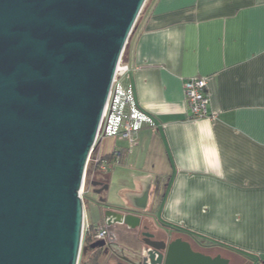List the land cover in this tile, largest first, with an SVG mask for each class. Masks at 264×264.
Instances as JSON below:
<instances>
[{"label":"crops","instance_id":"1","mask_svg":"<svg viewBox=\"0 0 264 264\" xmlns=\"http://www.w3.org/2000/svg\"><path fill=\"white\" fill-rule=\"evenodd\" d=\"M123 62L156 129L144 126L132 146L119 140L122 163L98 143L106 171L122 167L112 174L129 200L101 205L151 214L160 236L210 258L264 264V0H148ZM192 77L206 78L214 119H190L183 83ZM105 172L90 174L85 200L109 188Z\"/></svg>","mask_w":264,"mask_h":264},{"label":"water","instance_id":"2","mask_svg":"<svg viewBox=\"0 0 264 264\" xmlns=\"http://www.w3.org/2000/svg\"><path fill=\"white\" fill-rule=\"evenodd\" d=\"M146 1L0 0V264H78L86 253L85 169ZM146 245L127 264H226L179 238Z\"/></svg>","mask_w":264,"mask_h":264},{"label":"built area","instance_id":"3","mask_svg":"<svg viewBox=\"0 0 264 264\" xmlns=\"http://www.w3.org/2000/svg\"><path fill=\"white\" fill-rule=\"evenodd\" d=\"M130 68L122 61L118 62L110 88V92L105 104L100 120L97 136L95 139V148L90 153L85 169L84 179L80 191L83 199L85 195V178L88 164L96 171L105 172L109 166V161L96 152V147L102 139L116 138L125 140L129 146L136 142V136L139 130L144 126L156 129L155 123L151 118L143 114L136 105L133 97L131 85L129 83ZM183 93L185 102L190 110V119L197 120L202 118L214 119L213 115L208 113L209 96L207 92V80L204 77H192L186 79L183 83ZM120 152L113 149L111 157L118 162ZM88 224L84 215L83 233L88 230ZM106 236V229L103 224L95 227L93 239L102 240Z\"/></svg>","mask_w":264,"mask_h":264},{"label":"flooded vegetation","instance_id":"4","mask_svg":"<svg viewBox=\"0 0 264 264\" xmlns=\"http://www.w3.org/2000/svg\"><path fill=\"white\" fill-rule=\"evenodd\" d=\"M103 212L101 224L106 229L104 239L94 240L88 245L82 243L83 247H87V251L85 254H80V257L87 256L86 261L89 263L92 262L93 264L94 261V264H127L126 258L137 260L141 252L150 250L146 245L150 241H170L171 234L168 237L160 236L157 231L152 230L149 224L143 222V217L138 214L136 215L141 219L140 225L134 229H128L124 225L113 224V219L105 221ZM95 242H104V246L90 249L89 246Z\"/></svg>","mask_w":264,"mask_h":264},{"label":"rangeland","instance_id":"5","mask_svg":"<svg viewBox=\"0 0 264 264\" xmlns=\"http://www.w3.org/2000/svg\"><path fill=\"white\" fill-rule=\"evenodd\" d=\"M147 2H148V0H147ZM147 2H146V4H147ZM124 143H125L124 141H119L116 138H106V139L102 140V143L99 146V151L101 153H105V152L111 151L113 147L121 146ZM141 164H142V159L139 160V162H138L139 166ZM136 166H135V164H132V166H130L131 167L130 170H133ZM113 168L117 169L118 172L122 171V170H120V169H122V167L115 164V165H113V167H110L108 171H106L104 174H102V177L105 175L104 180H105L106 184L110 185L109 188L108 189L98 188V191H96V192L94 190H92V191H90V194L87 197L88 199L85 200V198H86L85 196L82 199L84 202V209L86 211V214H87L88 218L90 219V222L93 226H97L99 224L100 217H101L100 216L101 210L103 211L104 209H106V207L104 205H101L104 203L103 201H106L107 205L108 204L109 205L110 204L116 205L115 203L119 202L120 205L128 207L127 203H129V200H128V198H126L127 197L126 193L124 192L122 195L118 191L119 187L117 184L121 182L120 181L121 179L117 177L114 180V176L116 174L115 175L112 174ZM127 181L128 182H126V184H129L130 181L129 180H127ZM86 186H85V191H86ZM132 211H133V209H132ZM142 217H143L142 218L143 222L151 225L149 223V222H151L150 219L151 220L153 219V216L151 214H149L147 217L146 216H142ZM153 221H155V218L153 219ZM151 226H153V224ZM200 251H202L204 253H209L208 251H205L203 249H200ZM229 258H230V260H229L228 264H243V261L238 257L231 256Z\"/></svg>","mask_w":264,"mask_h":264},{"label":"trees","instance_id":"6","mask_svg":"<svg viewBox=\"0 0 264 264\" xmlns=\"http://www.w3.org/2000/svg\"><path fill=\"white\" fill-rule=\"evenodd\" d=\"M147 2V1H146ZM145 5H146V3H145ZM144 8H145V6H144ZM144 8L142 9V11H141V13H140V16H141V14H142V12H143V10H144ZM140 16H139V18H140ZM139 18H138V20H139ZM138 20H137V22H136V24H135V27H136V25H137V23H138ZM135 27H134V30H135ZM134 32V31H133ZM133 34V33H132ZM126 49H127V47L125 48V50H124V53H125V51H126ZM124 53H123V56H124ZM123 56H122V61H123ZM97 147H98V145H97ZM97 147H96V149H97ZM95 149V150H96ZM126 153H127V151L126 150H121L120 151V154H119V156H118V162L119 163H122L123 161H124V157H125V155H126ZM108 161H110L111 160V158H106ZM92 172H96V170L92 167V166H90V164H88V167H87V171H86V178H85V186L87 185V182L89 181V176H90V174L92 173ZM89 227H88V230L86 231V232H84V235H83V245H88V244H90V243H92L93 241H94V239H93V235H94V230H95V227L96 226H93V225H88ZM86 258H87V256H81L80 257V260L78 261V264H92V262H87L86 261ZM93 264H94V261H93Z\"/></svg>","mask_w":264,"mask_h":264}]
</instances>
